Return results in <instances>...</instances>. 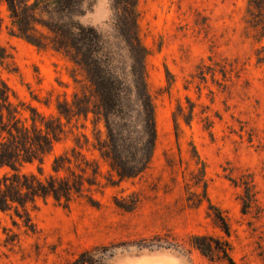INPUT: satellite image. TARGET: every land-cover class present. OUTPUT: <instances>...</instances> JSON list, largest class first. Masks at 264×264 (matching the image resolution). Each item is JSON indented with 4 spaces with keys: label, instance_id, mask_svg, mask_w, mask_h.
Wrapping results in <instances>:
<instances>
[{
    "label": "rangeland",
    "instance_id": "1",
    "mask_svg": "<svg viewBox=\"0 0 264 264\" xmlns=\"http://www.w3.org/2000/svg\"><path fill=\"white\" fill-rule=\"evenodd\" d=\"M77 1L72 17L14 0L15 18L0 1V188L21 202L0 209V264H264V32L249 0H137L156 142L122 182L103 157L102 103L56 46L75 58L103 47L95 36L113 42L123 12ZM122 108L111 125L133 159L144 129L135 102ZM50 179L79 190L68 206L31 202L26 187Z\"/></svg>",
    "mask_w": 264,
    "mask_h": 264
},
{
    "label": "trees",
    "instance_id": "2",
    "mask_svg": "<svg viewBox=\"0 0 264 264\" xmlns=\"http://www.w3.org/2000/svg\"><path fill=\"white\" fill-rule=\"evenodd\" d=\"M2 1V0H0ZM12 5L14 0H4ZM74 0H35V4H52L58 9L69 10V15L78 17L81 14L80 2ZM116 6H120L123 12L121 18L114 21L113 29L115 35L113 42L103 41L101 36H95L91 40L95 44L103 47H96L87 50L85 54L78 52L73 58L69 48L56 46L58 50H63L70 55L77 66L80 67L86 81L90 84L97 101L102 103L98 107V114L102 115L107 127V141L105 143L103 157L109 162L111 169L115 172L120 182L132 180L141 176L148 168L154 153L156 142V128L154 107L147 91L146 48L142 45L137 26V0H113ZM248 13L251 16V25L254 29L264 32V0H249ZM118 7V9L120 8ZM13 17H17L14 8L11 6ZM74 28V27H73ZM23 36L24 34L21 33ZM25 37V36H24ZM36 45V44H35ZM135 102L137 104L136 113L141 120L144 130L136 131L138 155L133 159L120 154V143L116 140V131L113 130L110 118H120L123 114V102ZM125 141H129L132 133L128 132ZM62 157L55 158L54 169L59 171L58 161ZM65 158L64 160H66ZM127 163V165L125 164ZM8 166V162L0 160V167ZM9 167V166H8ZM14 170V169H13ZM203 172V166L201 173ZM61 186H56L57 181L50 179L46 184L37 182L26 187L27 193L31 196V202L36 197L45 199L51 196L58 205H65L72 201L73 194L79 190L69 185L65 181ZM203 188L205 183L203 182ZM246 195L250 198V187L245 188ZM0 188V209L7 210L11 204L21 202L17 198L5 195L1 197ZM202 251V250H201Z\"/></svg>",
    "mask_w": 264,
    "mask_h": 264
}]
</instances>
